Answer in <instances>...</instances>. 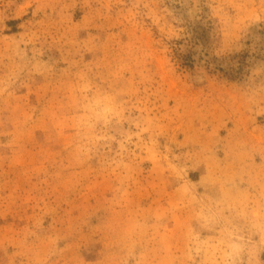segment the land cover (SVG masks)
I'll use <instances>...</instances> for the list:
<instances>
[{
    "label": "rangeland",
    "instance_id": "1",
    "mask_svg": "<svg viewBox=\"0 0 264 264\" xmlns=\"http://www.w3.org/2000/svg\"><path fill=\"white\" fill-rule=\"evenodd\" d=\"M0 264H264V0H0Z\"/></svg>",
    "mask_w": 264,
    "mask_h": 264
},
{
    "label": "trees",
    "instance_id": "2",
    "mask_svg": "<svg viewBox=\"0 0 264 264\" xmlns=\"http://www.w3.org/2000/svg\"><path fill=\"white\" fill-rule=\"evenodd\" d=\"M176 54H177V57H179V58L181 57L180 56L181 55L180 52L177 51ZM186 61L188 62L187 58H184V62H186Z\"/></svg>",
    "mask_w": 264,
    "mask_h": 264
}]
</instances>
